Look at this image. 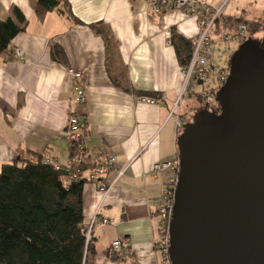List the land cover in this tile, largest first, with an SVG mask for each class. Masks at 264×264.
I'll return each instance as SVG.
<instances>
[{
    "label": "crops",
    "instance_id": "obj_1",
    "mask_svg": "<svg viewBox=\"0 0 264 264\" xmlns=\"http://www.w3.org/2000/svg\"><path fill=\"white\" fill-rule=\"evenodd\" d=\"M66 1L78 21L62 13V7L39 18L34 11L37 0H0V19L10 15L13 6L28 19L25 30L0 54V171L4 164L35 154L67 164L68 119L76 115L86 129L88 155L114 154L119 159L104 178L113 183L107 194L93 183L84 185L86 226L96 212L98 221L109 220L94 227L92 264H163L157 246L158 210L170 172H153L152 166L179 156L182 125L190 121L188 113L197 110L187 111L195 98H185L183 67L172 45V29L195 38L197 18L176 9L157 14L150 0ZM201 1L225 3L219 21L224 29H232L224 24L228 19L260 22L264 17V0ZM233 34H224V39ZM70 70L83 75L84 103L77 99ZM223 74L221 69L218 81ZM143 95L164 100L143 102ZM117 239L131 245L128 253H119L121 261L110 257Z\"/></svg>",
    "mask_w": 264,
    "mask_h": 264
},
{
    "label": "water",
    "instance_id": "obj_2",
    "mask_svg": "<svg viewBox=\"0 0 264 264\" xmlns=\"http://www.w3.org/2000/svg\"><path fill=\"white\" fill-rule=\"evenodd\" d=\"M182 125L172 264H264V40L249 37L216 91Z\"/></svg>",
    "mask_w": 264,
    "mask_h": 264
},
{
    "label": "trees",
    "instance_id": "obj_3",
    "mask_svg": "<svg viewBox=\"0 0 264 264\" xmlns=\"http://www.w3.org/2000/svg\"><path fill=\"white\" fill-rule=\"evenodd\" d=\"M60 7L62 13L78 21L66 0H37L34 11L43 19L48 12ZM27 23L28 19L17 6L11 8L10 15L0 19V54L25 30ZM224 24L232 29L246 24L251 34L260 29L264 31V17L260 22L228 19ZM101 33L107 38L104 31ZM248 38L246 34L242 42ZM172 45L184 69L192 56L194 38H186L172 29ZM211 110L220 114L216 100ZM67 175L64 168H57L41 154L3 165L0 171V264H92L96 249L93 237H87L84 218V185L88 178L84 175L68 182ZM110 257L124 260V256L115 251H111Z\"/></svg>",
    "mask_w": 264,
    "mask_h": 264
},
{
    "label": "built area",
    "instance_id": "obj_4",
    "mask_svg": "<svg viewBox=\"0 0 264 264\" xmlns=\"http://www.w3.org/2000/svg\"><path fill=\"white\" fill-rule=\"evenodd\" d=\"M150 4L157 14L165 13L169 9H176L182 11L186 15L196 16L198 33L194 38V49L191 59L188 65L183 69L184 74V86L194 79L199 82L207 80L213 72L212 52L210 48L211 32L217 22H219L224 16L225 3L213 5L206 1L201 0H150ZM171 35V32L168 31ZM247 34L246 24H240L237 32L233 34L232 39L243 41ZM227 39V36L225 37ZM17 54L22 55V52L18 50ZM71 71V70H70ZM71 73L74 76L75 89L77 92V99L79 102L84 103L86 101V84L83 82V75L80 72ZM183 90L181 91L178 99L174 103L173 112L179 107L183 96ZM201 97L204 99L206 106L211 110L212 103L216 100V92L205 90ZM140 100L148 103H160L164 100V97L153 96H141ZM178 126H181V119L178 120ZM68 137L71 145V158L70 161L61 165L55 161L53 164L57 168H64L67 172V181L78 180L87 176L88 182L93 183L97 190L103 195L107 194L112 188L113 183L105 181V176L110 171L114 170L119 159L114 154H104L92 158L88 155L86 150L84 139L86 136V129L80 122L76 115L70 116L68 119ZM180 157L177 156L173 160L164 162H156L152 166L153 172H159L162 170H168L170 172L169 179L163 186V204L158 210L159 216V238L157 246L160 248L163 257V264H172L169 255L170 248V221L173 214L175 205L176 191L179 182L180 172ZM125 170L119 171V175L123 174ZM97 222L100 225H106L109 220L102 218L98 221V214L90 222L87 227V237L90 239L93 235L94 227ZM113 250L124 255L131 249V245L127 240L117 239L112 243Z\"/></svg>",
    "mask_w": 264,
    "mask_h": 264
},
{
    "label": "rangeland",
    "instance_id": "obj_5",
    "mask_svg": "<svg viewBox=\"0 0 264 264\" xmlns=\"http://www.w3.org/2000/svg\"><path fill=\"white\" fill-rule=\"evenodd\" d=\"M261 27V25H260ZM236 33V29H224L223 25H215L211 32V58L213 61H215V71L214 73L205 81L199 82L194 79H191L187 85L185 86V98H195L192 102H188L187 111H192L194 108L196 112L198 110H201L203 108H206V103L204 99L201 96V94L205 90L213 91L212 89H216L219 85L222 86L224 81L227 78V75L230 71V59L232 55L237 51L239 46L241 45V41L235 40V39H224V34L226 33ZM248 37H253L258 40H264V31L262 29L258 30L254 33L247 32ZM233 45V47H231ZM236 50H233V49ZM232 53V54H231ZM221 69H224V74L221 77L220 81H218V74L221 71ZM184 93V92H183ZM186 101V100H185ZM183 104V102H182ZM214 103H212L213 107ZM183 107H186L185 102L183 104ZM192 109V110H190ZM195 114V113H194ZM194 114L188 113V119L192 120L194 117Z\"/></svg>",
    "mask_w": 264,
    "mask_h": 264
}]
</instances>
